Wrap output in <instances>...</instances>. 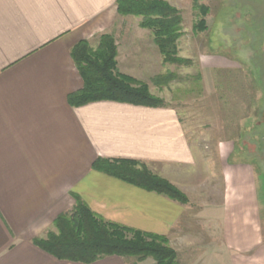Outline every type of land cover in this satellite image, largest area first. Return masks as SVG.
<instances>
[{
    "label": "crops",
    "instance_id": "obj_1",
    "mask_svg": "<svg viewBox=\"0 0 264 264\" xmlns=\"http://www.w3.org/2000/svg\"><path fill=\"white\" fill-rule=\"evenodd\" d=\"M116 1L0 0V264H83L61 261L33 243L73 209L74 194L106 220L171 244L207 249L206 234L217 232L231 264H264L255 169L233 161V143L218 147L223 193L200 195L198 204L191 193L200 191L202 151L191 146L175 108L69 104L83 87L72 49L106 33L118 40L117 22L124 19ZM119 44L118 58L132 55ZM147 57L141 64L152 71ZM97 158L143 162L190 203L95 171ZM196 231L205 237L198 241ZM92 264L129 263L106 257Z\"/></svg>",
    "mask_w": 264,
    "mask_h": 264
},
{
    "label": "rangeland",
    "instance_id": "obj_2",
    "mask_svg": "<svg viewBox=\"0 0 264 264\" xmlns=\"http://www.w3.org/2000/svg\"><path fill=\"white\" fill-rule=\"evenodd\" d=\"M161 1L180 12L182 36L177 42V56L189 63H164L152 31L140 26L142 17L118 14L124 19L117 22L119 51L133 53L118 58L115 39L117 73L144 83L152 95L175 108L191 146L202 151L198 166L201 175L196 178L200 191L191 193L194 202L198 203L200 195L204 199L207 194L214 197L223 193L218 147L221 143L234 144L233 161H248L254 166L264 233V28L251 23L246 14V5L253 3L239 0L245 7L237 10L233 6L236 0H199L198 5L193 0ZM200 4L210 8L203 31L196 28L202 19ZM261 5L264 7V2ZM260 13L264 15L263 10ZM100 36L88 41L93 48L98 46ZM145 56L152 60L154 70L141 64ZM125 67L141 79L129 75ZM169 72L175 76L166 85L153 83L156 76ZM50 231H56L55 227L42 239ZM194 234L198 241L205 237L197 231ZM206 235L207 249L169 242L180 264H231L221 247L220 234ZM128 263L155 264L150 258L142 262L132 258Z\"/></svg>",
    "mask_w": 264,
    "mask_h": 264
},
{
    "label": "trees",
    "instance_id": "obj_3",
    "mask_svg": "<svg viewBox=\"0 0 264 264\" xmlns=\"http://www.w3.org/2000/svg\"><path fill=\"white\" fill-rule=\"evenodd\" d=\"M193 2L198 5L199 0ZM250 2L253 4L246 5V14L251 23H259L264 28V15L260 13L264 11L261 5L264 0ZM116 4L119 15L142 17L140 26L152 31L164 63H189L177 56L182 17L176 8L161 0H117ZM233 6L238 10L245 4L236 0ZM200 10L202 19L196 28L203 31L207 29L205 18L210 8L200 4ZM71 54L83 80V87L68 98L72 107L103 101L152 108L168 106L152 95L144 83L117 73V45L112 34L101 35L96 48L87 40L80 41ZM174 76L170 72L162 74L153 83L166 85ZM92 169L183 205L189 203L180 189L152 173L143 162L97 158ZM74 199L73 209L54 221L56 231H50L45 239L33 241L37 247L61 261L74 263L92 264L106 257H120L127 261L136 258L142 262L150 258L155 264H180L179 255L167 237L109 222L93 212L80 196L74 194Z\"/></svg>",
    "mask_w": 264,
    "mask_h": 264
}]
</instances>
